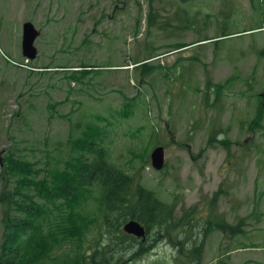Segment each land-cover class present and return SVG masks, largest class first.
I'll list each match as a JSON object with an SVG mask.
<instances>
[{"label": "rangeland", "instance_id": "obj_1", "mask_svg": "<svg viewBox=\"0 0 264 264\" xmlns=\"http://www.w3.org/2000/svg\"><path fill=\"white\" fill-rule=\"evenodd\" d=\"M150 13L157 22L151 27ZM194 19L196 29L188 26ZM27 21L41 32L35 43L38 56L28 63L38 69L6 58L26 64L22 40ZM198 36L220 40L182 51L170 45ZM153 46L165 52L159 59L166 77L155 73L140 82L133 58ZM80 62L102 70L82 84L53 67ZM206 70L215 82L236 77L214 107L204 105L199 90L206 84ZM263 92L264 0H0V172L10 149L46 167V151L61 147L59 140L72 132L83 106L91 110L90 121L102 126L116 113L119 120L105 124L110 159L130 174L138 172L159 197L177 200L178 216L196 206L201 226L210 199L222 188L217 215L232 223L246 217L245 234L237 238L220 231L210 234L205 264L227 250L224 256L233 264H264V214L259 220L251 214L257 189L264 190V127L249 130ZM128 103L134 112L125 118L121 112ZM212 122L221 131L207 146ZM225 139L231 141V157L221 143ZM158 144L166 149V165L160 171L150 157ZM5 189L0 178V193ZM260 208L264 213V196ZM1 210L0 205V244ZM98 230L95 227L89 238L98 236ZM239 241L256 245L236 248ZM148 246L128 250L125 259L137 254L122 264H177L175 240Z\"/></svg>", "mask_w": 264, "mask_h": 264}, {"label": "trees", "instance_id": "obj_2", "mask_svg": "<svg viewBox=\"0 0 264 264\" xmlns=\"http://www.w3.org/2000/svg\"><path fill=\"white\" fill-rule=\"evenodd\" d=\"M153 15L149 14V27L157 23L152 20ZM190 25L196 29V20H192ZM219 40L198 36L192 42L170 45L176 46L178 51ZM156 51L158 47L153 46L146 55L133 58V70L139 73L140 82H148L155 73L166 77V69L159 59L165 52ZM78 64L56 63L53 67L57 71L66 70L70 80L82 84L88 83L93 74L102 70L89 62ZM235 81L236 77L231 76L225 81L215 82L207 71L206 84L199 89L204 105L214 107L223 91ZM258 101L250 121L251 132L264 127V96L258 94ZM133 112V103H128L124 104L121 115L129 118ZM117 116L113 113L114 120L108 119L105 124L119 120ZM87 118V111L82 110L81 116L74 121L72 132L59 140L61 147L46 151V167H40L38 161L17 156L11 149L4 156L0 172V178L6 182V189L0 193L4 222L0 264H122L128 250L139 248L142 251L149 247L144 241L124 232L123 225L131 218L146 226L152 243L164 237L175 240L179 245L177 264H205V243L212 231L226 233L231 239L245 234L244 226L248 223L245 216L232 223L217 215V200L222 195V188L210 199V215L201 218V226L196 222V206L184 208L182 215L178 216L177 200L165 201L141 182L138 172L130 174L123 166L111 161L106 144L109 129L105 124H94ZM220 131L217 128L209 131L207 146ZM230 142L221 140L228 150V157H231ZM75 151L78 153L76 157ZM256 185L259 186L258 182ZM263 196L264 190L257 189L251 213L257 220L264 214L260 208ZM95 227H98L99 234L91 239L89 235ZM87 243L94 244L86 247ZM254 245L256 243L239 241L236 248ZM210 264L233 263L220 257Z\"/></svg>", "mask_w": 264, "mask_h": 264}, {"label": "water", "instance_id": "obj_3", "mask_svg": "<svg viewBox=\"0 0 264 264\" xmlns=\"http://www.w3.org/2000/svg\"><path fill=\"white\" fill-rule=\"evenodd\" d=\"M40 35V31L35 27V25L27 21L23 25V54L31 59H35L38 55V49L35 45V41ZM264 96V92L261 93ZM152 164L157 169H162L165 165V147L159 145L155 147L151 153ZM125 232L133 234L136 237H146L145 226L136 219L128 220L123 226Z\"/></svg>", "mask_w": 264, "mask_h": 264}]
</instances>
